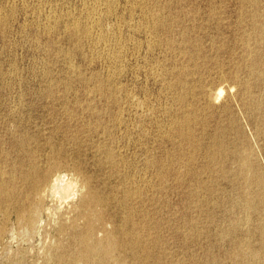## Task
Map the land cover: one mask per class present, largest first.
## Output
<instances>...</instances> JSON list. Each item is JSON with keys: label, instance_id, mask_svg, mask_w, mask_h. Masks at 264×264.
Here are the masks:
<instances>
[{"label": "rangeland", "instance_id": "374dc122", "mask_svg": "<svg viewBox=\"0 0 264 264\" xmlns=\"http://www.w3.org/2000/svg\"><path fill=\"white\" fill-rule=\"evenodd\" d=\"M263 196L264 0H0V264H264Z\"/></svg>", "mask_w": 264, "mask_h": 264}, {"label": "bare ground", "instance_id": "6f19581e", "mask_svg": "<svg viewBox=\"0 0 264 264\" xmlns=\"http://www.w3.org/2000/svg\"><path fill=\"white\" fill-rule=\"evenodd\" d=\"M104 1H105V0H104ZM101 2H102V1H101ZM106 2H107V1H106ZM108 5H109V4H108ZM110 5H111V4H110ZM110 5H109V6H110ZM91 9H92V6H91ZM93 9H94V8H93ZM89 10H90V9H89ZM89 10H87V13H88ZM91 11H93V10H91ZM96 11H97V10H96ZM89 12H90V11H89ZM94 12H95V11H94ZM85 14H86V13H85ZM85 14H84V15H85ZM100 15H101V14H100ZM85 16H86V15H85ZM88 16H89V14H88ZM90 17H91V16H90ZM90 17H89L88 20L91 19ZM85 18H86V17H85ZM94 18H97V17H94ZM99 18H100V17H99ZM91 20H92V19H91ZM91 20H90V21H91ZM93 20H94V19H93ZM99 20H100V19H99ZM80 21H81V20H80ZM74 22H76V21H74ZM74 22H73L72 24H74ZM87 22H88V21H87ZM92 22H93V21H92ZM149 22H150V21H149ZM77 23H78V21H77ZM77 23H76V24H77ZM79 23H80V22H79ZM90 23H91V22H90ZM87 24L89 25V28H87L88 30H87L85 27H84V28L86 29V31H89V29H90L92 26H90L89 23H87ZM152 24H153V23H152ZM68 25H69V24H68ZM83 25H85V24H83ZM88 25H87V26H88ZM91 25H95V24L93 23V24H91ZM69 26H70V25H69ZM74 26H75V25H74ZM76 26H77V25H76ZM81 26H82V25H81ZM81 26H79V27H81ZM64 27H65V26H64ZM79 27H78V28H79ZM148 27H151V26H148ZM81 28H82V27H81ZM100 28H101V27H100ZM70 29H71V28H70ZM73 29H74V27H73ZM75 29H76V27H75ZM151 29H152V28H151ZM81 30L84 32L83 29H81ZM149 31H150V30H149ZM77 32H78V29H77ZM80 32H81V31H80ZM83 32H82V33H83ZM89 32H90V31H89ZM89 32H87V33H89ZM96 32H97V31H96ZM73 33H74V32H73ZM91 33H92V31H91ZM103 33H104V32H103ZM103 33H101V34H103ZM150 33H151V32H150ZM154 33H155V32H154ZM84 34H85V33H84ZM104 34H105V33H104ZM85 35H88V34H85ZM105 35H106V34H105ZM105 35H104V36H105ZM98 38H99V37H98ZM100 38H103V37H100ZM104 38H105V37H104ZM77 39H78V38H77ZM101 40H102V39H101ZM77 41H79V40H77ZM105 43H106V42H105ZM90 44H91V43H90ZM78 45H80V44H78ZM95 46H96V45H95ZM89 47H90V45H89ZM89 47H88V48H89ZM89 49H90V48H89ZM110 50H111V49H110ZM102 54H103V52H102ZM112 54H113V53H112ZM118 54H119V53H118ZM115 55H116V54H115ZM113 56H114V55H113ZM117 57H118V56H117ZM114 58H115V57H114ZM114 58H113V59H114ZM115 59H116V58H115ZM116 60H117V59H116ZM107 80H108V79H107ZM109 80H110V79H109ZM103 83H104V82H103ZM110 92H111V91H110ZM208 94H209V93H208ZM209 96H210V95H209ZM212 96H213V95H212ZM212 96H210V97H212ZM213 97H214V96H213ZM215 97H216V96H215ZM215 97H214V98H215ZM206 98H207V97H206ZM214 98H213V99H214ZM210 99H211V98H210ZM213 99H212V100H213ZM215 99H216V98H215ZM215 99H214V100H215ZM208 102H209V101H208ZM215 102H216V101H215ZM209 104H210V103H209ZM187 116H188V115H187ZM187 116H186V117H187ZM183 117H184V116H183ZM188 117H189V116H188ZM188 117H187V118H188ZM184 118H185V117H184ZM188 119H189V118H188ZM186 121L188 122L189 120H186ZM175 122H176V121H175ZM187 122H184V123L187 124ZM188 123H189V122H188ZM182 124H183V123H182ZM173 125H174V124H173ZM179 125H181L180 122H179L178 126H179ZM184 125H185V124H184ZM187 125H188V124H187ZM180 127L183 128V125H181ZM188 129L190 130L189 127H188ZM186 130H187V129H186ZM191 130H192V129H191ZM191 130L189 131V133L191 132ZM181 131H182V130H181ZM187 132H188V131H187ZM187 132H186V133H187ZM180 133H181V132H180ZM183 133H184V132H183ZM181 134H182V133H181ZM187 135H188V134H187ZM187 135H186V136H187ZM243 153H244V152H243ZM243 155H244V154H243ZM245 159H246V158H245ZM248 162H249V160H248ZM241 164H242V163H241ZM244 167H245V166H244ZM246 171H247V170H246ZM244 173H245V172H244ZM246 173H247V172H246ZM240 174H241V173H240ZM245 175H246V174H245ZM245 175H244V176H245ZM49 176H50L49 173L46 174V175H44V177H43V179H42V183H43L44 186L47 184L46 182L48 181L47 179L49 178ZM236 178H237V177H236ZM250 183H251V182H250ZM38 184H40V183L37 182V185H38ZM256 187H257V186H256ZM83 190H84V189H83ZM256 192H257V191H256ZM262 192H263V191H262ZM10 193H11V192H10ZM4 194H5V193H4ZM7 195H8V194H7ZM37 196H38V198H39V195H37ZM254 197H255V196H254ZM263 197H264V196H263ZM262 199H263V198H262ZM95 200H96V199H95ZM37 201H38V200H37ZM37 201H36V202H37ZM85 201H88V200H85ZM97 201H98V200H97ZM253 201H254V200H253ZM88 202H89V201H88ZM98 202H99V201H98ZM86 203H87V202H86ZM89 204H90V203H89ZM261 204H262V203H261ZM261 204H260V205H261ZM81 205H82V204H81ZM83 206H85L84 203H83ZM237 206H238V205H237ZM242 206H243V205H242ZM36 207H37V205L34 206L33 208H31V209L29 210V212H28V215H27V216H28V220H27V221H28L29 223H32V221L34 220V218L37 216V215H36V214H37V208H36ZM91 207H92V206H91ZM249 211H250V210H249ZM245 212H246V211H245ZM80 213H81V212H80ZM250 213H251V212H250ZM84 216H85V215H84ZM244 216H245V215H244ZM248 216H249V215H248ZM76 217H77V216H76ZM86 218H87V217H86ZM20 219H21V218H20ZM92 219H96V218H92ZM93 221H97V220H93ZM93 221H92V222H93ZM90 222H91V221H90ZM72 223H73V222H72ZM94 223H95V222H94ZM73 224H74V223H73ZM92 225H93V224H92ZM92 225H91L90 223H88V225H87V229H86V232H85L86 234L84 233V234H85L84 237H83V236H82V238H79V237H78V238H79L78 240L82 239V240H81V243H82V245L85 246L86 252H88V253H91V252L94 251V247H93V246H94L95 243L97 242V241L95 242V240H94V242H95L94 244H93V242L90 243V237H92V234H93V232H94V231H93V227H94V226L92 227ZM75 229H76V228H75ZM94 229H95V228H94ZM58 230H59V229H58ZM76 232H77V231H76ZM78 233H80V232H78ZM138 233H139V232H138ZM125 234H126V233H125ZM81 235H83V232H82ZM81 235H80V236H81ZM99 236H100V235H99ZM114 236H115V235H114ZM109 237H110V236H109ZM115 238H116V237H115ZM97 239H99V238H97ZM109 239H112V238H109ZM109 239H108V241H107V246H106V247L99 246L100 244H97V246L100 247V248H99V247H97V248L100 249V250H101L102 252H104V253H106V252L109 253V250L115 247V246H114V243L112 242V240H109ZM117 239H118V238H117ZM105 240H107V238H106ZM105 240H104V241H105ZM263 240H264V238H263ZM113 241H115V240H113ZM245 241H246V240H245ZM117 242H118V241H117ZM79 243H80V242H79ZM118 244H120V243H118ZM65 245H66V244H65ZM80 245H81V244H80ZM82 245H81V246H82ZM92 245H93V246H92ZM101 245H102V244H101ZM139 245H140V244H139ZM49 246H50V245H49ZM81 246H80V247H81ZM116 246H117V245H116ZM122 246H123V244H122ZM54 247H55V246H54ZM58 247H59V249H60V246H58ZM58 247H56V248H58ZM65 247H68V246H65ZM118 247L121 248L120 245H119ZM48 248H49V247H48ZM61 248H62V246H61ZM115 248H116V250H117V247H115ZM115 248H114V249H115ZM122 248H124V247H122ZM70 249H71V248H70ZM70 249H69V250H70ZM82 249H83V248H82ZM95 249H96V246H95ZM254 249H255V248H254ZM60 250H61V249H60ZM65 250H67V249H65ZM69 250H68V251H65V252H69ZM123 250H124V249H123ZM62 251H63V250H62ZM71 251H72V249H71ZM74 251H75V250H74ZM77 251H78V250H77ZM83 251H84V250H83ZM96 251H97V250H96ZM101 251H100V253H101ZM121 251H122V249H121ZM125 251H126V250H125ZM237 251H238V248H237ZM65 252H64V254H65ZM79 252H81V250H79L77 253H79ZM84 252H85V251H84ZM86 252H85V253H86ZM94 252H95V251H94ZM110 252H112V251H110ZM114 252H115V251H114ZM77 253H76V255L79 256L80 253H79V254H77ZM88 253H87V254H88ZM248 253H249V252H248ZM62 254H63V253H62ZM69 254H70V252H69ZM82 254H84V253H82ZM93 254H94V256H93ZM93 254H92V256H93V258H95L97 255H99V252H98V253L96 252V253H93ZM95 254H97V255H95ZM101 254H102V253H101ZM113 254H114V253H113ZM113 254H112V255H113ZM115 254H116V253H115ZM245 254H246V252H245ZM57 255H58V254H57ZM66 255H67V253H66ZM66 255H65V256H66ZM118 255H119V254H118ZM234 255H236V254H234ZM258 255H259V254H258ZM68 256H70V255H68ZM80 256L83 257V255H80ZM85 256H86V255H85ZM87 256H88V255H87ZM92 256L90 255V258H91ZM56 257H57V256H56ZM59 257L61 258V256H59ZM82 257H81L80 259L83 260ZM97 257H98V256H97ZM99 257H100V255H99ZM99 257H98V258H99ZM102 257L104 258L103 254H102ZM109 257L111 258V256H109ZM109 257H107V258H109ZM114 257H115V256L113 255V258H114ZM258 257H259V256H258ZM60 258H59V259H60ZM63 258H65V257H63ZM63 258H61V259H63ZM88 258H89V257H88ZM90 258H89V259H90ZM93 258H92V259H93ZM236 258H237V257H236ZM245 258H246V256H245ZM245 258H244V259H245ZM71 259H72V257H71ZM92 259H90V261H93ZM100 259H101V258H100ZM114 259H115V258H114ZM114 259H113V260H114ZM124 259H125V258H124ZM237 259H238V258H237ZM251 259H252V258H251ZM85 260H86V259H85ZM94 260H95V259H94ZM105 260H106V258H105ZM109 260H111V259H109ZM109 260H108V261H109ZM238 260H239V259H238ZM70 261H71V260H70ZM88 261H89V260H88ZM120 261H121V259H120L118 262L120 263ZM234 261H235V258H234ZM253 261H254V260H253ZM59 262H60V261H59ZM62 262H63V261H62ZM62 262H61V263H62ZM82 262H83V261H82ZM95 262H96V260H95ZM97 262H98V261H97ZM115 262H116V261H115ZM115 262H114V263H115ZM123 262H124V261H123ZM123 262H122V263H123ZM242 262H243V261H242ZM250 262H251V261H250ZM255 262H256V259H255ZM262 262H263V261H262ZM61 263H60V264H61ZM89 263H91V262H89ZM100 263H101V261H100ZM106 263H107V261H106ZM110 263H111V262H110ZM110 263H109V264H110ZM258 263H259V262H258ZM57 264H58V263H57ZM85 264H86V263H85ZM91 264H92V263H91ZM96 264H97V263H96ZM98 264H99V263H98ZM102 264H103V261H102ZM104 264H105V262H104ZM116 264H117V263H116ZM123 264H124V263H123ZM125 264H126V263H125ZM134 264H135V263H134ZM247 264H248V263H247ZM250 264H251V263H250Z\"/></svg>", "mask_w": 264, "mask_h": 264}]
</instances>
